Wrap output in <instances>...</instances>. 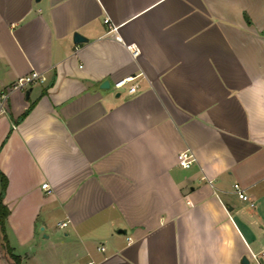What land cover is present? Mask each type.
I'll return each mask as SVG.
<instances>
[{
    "label": "crops",
    "instance_id": "1",
    "mask_svg": "<svg viewBox=\"0 0 264 264\" xmlns=\"http://www.w3.org/2000/svg\"><path fill=\"white\" fill-rule=\"evenodd\" d=\"M32 72L0 104L24 263L264 264V0H0V92Z\"/></svg>",
    "mask_w": 264,
    "mask_h": 264
},
{
    "label": "built area",
    "instance_id": "2",
    "mask_svg": "<svg viewBox=\"0 0 264 264\" xmlns=\"http://www.w3.org/2000/svg\"><path fill=\"white\" fill-rule=\"evenodd\" d=\"M105 22L109 25L110 31L111 32H117V26L113 24V22L110 20L109 17L105 18ZM114 38L121 40V37L117 34L114 33L113 35ZM131 48L133 54L137 55L139 53L138 47L133 44L129 45ZM45 76L41 72H32L28 75L20 76L11 86L7 87L4 91L0 92V104L3 107V111L6 109V104L7 100L10 97L11 93L14 90L17 89H26L33 85L35 82L39 80H44ZM134 81V76H128L123 79H120L114 83L116 88H122L125 85L129 84L128 91L130 93H133L137 89V83H131ZM196 161V156L194 152L190 148H186L179 152L178 154V163L184 167V168H189L192 166V164ZM210 184L213 186V181L209 180ZM44 188H50L48 182L43 183ZM50 191V189H49ZM233 191L243 200L248 201L250 205H254V202L251 201L249 194L246 192V189L241 186L239 183H235L233 187ZM68 221H62L59 223L60 227H65L67 226ZM100 249H104V246H99ZM252 257L255 261L261 262V259L264 260V248L260 252H254L252 253ZM93 261L90 262L92 264Z\"/></svg>",
    "mask_w": 264,
    "mask_h": 264
},
{
    "label": "trees",
    "instance_id": "3",
    "mask_svg": "<svg viewBox=\"0 0 264 264\" xmlns=\"http://www.w3.org/2000/svg\"><path fill=\"white\" fill-rule=\"evenodd\" d=\"M33 107V104L24 112L23 116L24 117ZM0 183H1V192H0V233L2 234L3 240H4V245L10 254L11 258L14 260L15 264H26L23 262L22 257L18 254H16L12 247L9 245L8 240H7V235H6V219L9 215V208L5 204L3 200V193L6 189L7 185V177L0 171Z\"/></svg>",
    "mask_w": 264,
    "mask_h": 264
},
{
    "label": "rangeland",
    "instance_id": "4",
    "mask_svg": "<svg viewBox=\"0 0 264 264\" xmlns=\"http://www.w3.org/2000/svg\"><path fill=\"white\" fill-rule=\"evenodd\" d=\"M0 256H2V258L3 257L6 258L8 260V262L6 264H15L14 260L11 258L10 254L8 253V251L4 245V240H3L1 233H0Z\"/></svg>",
    "mask_w": 264,
    "mask_h": 264
},
{
    "label": "water",
    "instance_id": "5",
    "mask_svg": "<svg viewBox=\"0 0 264 264\" xmlns=\"http://www.w3.org/2000/svg\"><path fill=\"white\" fill-rule=\"evenodd\" d=\"M87 38H85L84 36H82L79 32H76L75 33V41H86ZM103 85H106L108 86L109 85V82L105 81ZM28 95H29V92H28ZM244 261H248L247 258H244Z\"/></svg>",
    "mask_w": 264,
    "mask_h": 264
}]
</instances>
